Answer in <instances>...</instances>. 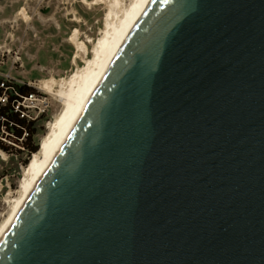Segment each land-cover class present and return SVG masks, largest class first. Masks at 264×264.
I'll return each instance as SVG.
<instances>
[{"label": "water", "instance_id": "obj_1", "mask_svg": "<svg viewBox=\"0 0 264 264\" xmlns=\"http://www.w3.org/2000/svg\"><path fill=\"white\" fill-rule=\"evenodd\" d=\"M0 264H264V0H145Z\"/></svg>", "mask_w": 264, "mask_h": 264}, {"label": "rangeland", "instance_id": "obj_2", "mask_svg": "<svg viewBox=\"0 0 264 264\" xmlns=\"http://www.w3.org/2000/svg\"><path fill=\"white\" fill-rule=\"evenodd\" d=\"M21 10L26 11L28 20L19 15ZM106 13L103 4L88 5L82 0H0V76L9 73L22 82H31L49 100L48 110L36 125L39 147L48 123L62 110L61 102L42 90L39 82L68 78L77 66L85 65L101 36ZM74 32H78V41L88 52L76 59V65V48L70 40ZM21 152L0 150V224L19 195L28 166L23 163L28 153Z\"/></svg>", "mask_w": 264, "mask_h": 264}, {"label": "bare ground", "instance_id": "obj_3", "mask_svg": "<svg viewBox=\"0 0 264 264\" xmlns=\"http://www.w3.org/2000/svg\"><path fill=\"white\" fill-rule=\"evenodd\" d=\"M82 1L88 5H104L107 10L104 28L101 36L93 45L92 56L85 60L84 66H77L68 78L58 80L49 78L39 82L42 90L61 102L62 110L53 121L48 123V132L42 137L38 152L28 163L19 195L13 200L8 217L0 224V241L50 166L145 2V0ZM19 15L28 20L25 10H21ZM78 39V32H74L70 38L76 48L73 57L74 64L77 58H83L88 53L87 47Z\"/></svg>", "mask_w": 264, "mask_h": 264}, {"label": "trees", "instance_id": "obj_4", "mask_svg": "<svg viewBox=\"0 0 264 264\" xmlns=\"http://www.w3.org/2000/svg\"><path fill=\"white\" fill-rule=\"evenodd\" d=\"M35 92L36 89L30 86L12 84L11 90L7 92V103L0 106V117L3 118V120H0V132L3 127L4 132L8 134L7 139L26 150L28 158L23 162L25 165L28 164L31 156L39 150V143L35 140V136L38 133V128L36 126L37 122L21 118L20 114L15 112L13 103L15 100L19 99V96H26ZM25 133H27L26 136H24ZM20 139H22V141H20ZM18 149L17 147L0 140V150H3L6 153H11L13 150L22 153V149Z\"/></svg>", "mask_w": 264, "mask_h": 264}, {"label": "built area", "instance_id": "obj_5", "mask_svg": "<svg viewBox=\"0 0 264 264\" xmlns=\"http://www.w3.org/2000/svg\"><path fill=\"white\" fill-rule=\"evenodd\" d=\"M12 84L27 85L33 88V83L31 82H22L15 77H12L9 73L2 74L0 76V106L7 103V92L11 90ZM18 98L19 99L15 100L13 103L14 110L20 114L21 118H24L28 121L37 122L38 119L41 118L49 108L48 98L39 93L37 90L35 93H31L26 96H19ZM0 120H3V118L0 117ZM7 135L8 134L4 132L2 127L0 132V140L24 150V148L12 143L9 139H7ZM26 135L27 133L24 134V136ZM22 139H20V141H22Z\"/></svg>", "mask_w": 264, "mask_h": 264}]
</instances>
